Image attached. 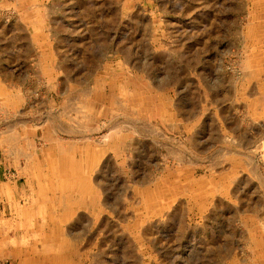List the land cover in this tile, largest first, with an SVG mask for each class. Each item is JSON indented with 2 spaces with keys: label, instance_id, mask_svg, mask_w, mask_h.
<instances>
[{
  "label": "rangeland",
  "instance_id": "obj_1",
  "mask_svg": "<svg viewBox=\"0 0 264 264\" xmlns=\"http://www.w3.org/2000/svg\"><path fill=\"white\" fill-rule=\"evenodd\" d=\"M159 74L183 120L162 136ZM5 138L36 157L71 264H264V0H0Z\"/></svg>",
  "mask_w": 264,
  "mask_h": 264
},
{
  "label": "crops",
  "instance_id": "obj_2",
  "mask_svg": "<svg viewBox=\"0 0 264 264\" xmlns=\"http://www.w3.org/2000/svg\"><path fill=\"white\" fill-rule=\"evenodd\" d=\"M168 77H162L159 74L158 77L149 81L150 87L146 88V95L153 96L150 101L156 103L159 102L158 112H160L161 124L154 125L158 127H163L165 129L164 133H159L158 136L166 135L168 132H175L177 127H180L183 123L181 119L176 120V117L168 116L167 113L170 112L173 115L174 109L170 103L174 99L171 97L170 88L168 86H173L168 82ZM175 86V87H174ZM173 88H176L174 85ZM179 90V87H178ZM182 94V93H179ZM202 100L201 102H203ZM200 100L197 98H189L187 102L188 108L192 112H197V118L200 116L199 108ZM174 120H171V118ZM178 121V122H177ZM194 120L188 119L186 126L192 125ZM199 123L202 120L198 121ZM219 126V125H218ZM221 132L223 125L220 124ZM224 128V127H223ZM151 132V131H150ZM198 133L204 134L202 130ZM152 133L146 134V139L150 138ZM4 145L0 146V264H71V252L69 247L54 245V239L60 237V231L51 232L46 230V224H48V213H49V203L46 198V188L43 184V180L39 179L40 188L33 184V170L32 164L29 163L28 159H36L33 155H26L22 151L15 148H8L6 143L7 138L0 140ZM50 156L47 158L52 159H71L73 158L72 151H49ZM86 155H81L80 158L93 157L94 153L84 152ZM92 153V154H91ZM95 158L97 156H94ZM23 160L25 163L23 164ZM69 165V167H68ZM81 165V164H80ZM82 166V173L79 175H85L86 166ZM57 169L50 170L53 176H56L54 181H58L59 178L68 176L67 174L75 175V165L71 166V163L59 162L58 166L54 167ZM12 171H15L17 177H12ZM11 173V174H10ZM48 173V172H47ZM37 175V172L34 176ZM52 176V177H53ZM80 177V176H79ZM58 178V179H57ZM23 180V181H21ZM80 181V180H79ZM66 192L72 191L71 183L67 181L58 184ZM54 184V191H59V186ZM85 182L80 181L79 185L73 190L85 191ZM68 204V202H67ZM54 213V211H53ZM64 212L62 211V214ZM44 214V216L40 215ZM42 217V218H40ZM43 223L42 228V240L44 243L40 246L37 245L35 248L32 246V242L24 243L22 241V232L26 230L31 235L32 228H29L27 223H32L38 225V222ZM30 223V224H31ZM58 232V235L56 234ZM3 246V247H1Z\"/></svg>",
  "mask_w": 264,
  "mask_h": 264
},
{
  "label": "bare ground",
  "instance_id": "obj_3",
  "mask_svg": "<svg viewBox=\"0 0 264 264\" xmlns=\"http://www.w3.org/2000/svg\"><path fill=\"white\" fill-rule=\"evenodd\" d=\"M50 213V212H49ZM1 247H3V246H1Z\"/></svg>",
  "mask_w": 264,
  "mask_h": 264
}]
</instances>
